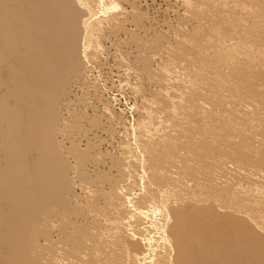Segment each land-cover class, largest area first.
<instances>
[{"label": "bare ground", "instance_id": "6f19581e", "mask_svg": "<svg viewBox=\"0 0 264 264\" xmlns=\"http://www.w3.org/2000/svg\"><path fill=\"white\" fill-rule=\"evenodd\" d=\"M0 264H264V0H0Z\"/></svg>", "mask_w": 264, "mask_h": 264}, {"label": "rangeland", "instance_id": "374dc122", "mask_svg": "<svg viewBox=\"0 0 264 264\" xmlns=\"http://www.w3.org/2000/svg\"><path fill=\"white\" fill-rule=\"evenodd\" d=\"M162 15L163 14H160V17ZM113 62L114 61L112 59H108L106 64L107 67L103 69V71L96 73L97 74L96 79L98 80L97 82L99 86L102 87L100 88V90L103 89L101 91V94L103 93L102 97H105L107 99L109 98V100L111 101L112 105L115 107L117 112H120V109H123L124 111V114L122 113L124 115L123 117L127 118L128 121H132L133 118L136 117L135 109L133 108V106L135 105L134 103L138 102V100H136V98L135 99L133 98L134 96H132L130 90L127 89L126 86L122 85L123 87L121 86L119 87L118 85L119 79L114 70L115 65ZM134 100H136L137 102H135ZM77 108L81 110V105H79L78 102H77ZM87 111L88 114L93 113V109H88ZM118 130H119L118 137L121 138L122 135H124V133L122 132L121 129ZM104 135L105 134L101 133L100 131L97 132V136L104 137ZM104 148L106 149V146H104Z\"/></svg>", "mask_w": 264, "mask_h": 264}]
</instances>
